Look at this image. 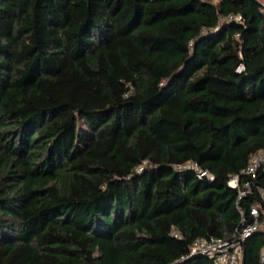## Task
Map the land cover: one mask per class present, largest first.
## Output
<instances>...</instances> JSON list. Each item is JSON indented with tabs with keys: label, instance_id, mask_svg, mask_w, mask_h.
Returning <instances> with one entry per match:
<instances>
[{
	"label": "trees",
	"instance_id": "obj_1",
	"mask_svg": "<svg viewBox=\"0 0 264 264\" xmlns=\"http://www.w3.org/2000/svg\"><path fill=\"white\" fill-rule=\"evenodd\" d=\"M261 149L258 1L0 0V264H214L191 246L264 212V166L228 182Z\"/></svg>",
	"mask_w": 264,
	"mask_h": 264
},
{
	"label": "built area",
	"instance_id": "obj_2",
	"mask_svg": "<svg viewBox=\"0 0 264 264\" xmlns=\"http://www.w3.org/2000/svg\"><path fill=\"white\" fill-rule=\"evenodd\" d=\"M256 1H258L259 9L264 16V0ZM236 19L240 20L241 16H237ZM237 69L242 71L244 65L240 64ZM260 166H264V149L258 150L251 156L241 173L229 177V184L237 188L239 192L237 202L244 195L251 192L252 181L247 177L254 175ZM198 175L200 177L203 175L213 177L207 170H199ZM259 192L264 200V189L259 188ZM250 214L253 216L252 221L246 222V217L243 216V226L236 230L232 238L226 239L220 236L199 238L191 246V252L207 256L214 264H243V242L248 236L259 230H264V212L261 210L260 203L251 206ZM175 235L180 236L178 233H175ZM262 250L261 259L264 261V248Z\"/></svg>",
	"mask_w": 264,
	"mask_h": 264
},
{
	"label": "water",
	"instance_id": "obj_3",
	"mask_svg": "<svg viewBox=\"0 0 264 264\" xmlns=\"http://www.w3.org/2000/svg\"><path fill=\"white\" fill-rule=\"evenodd\" d=\"M207 257V256H206Z\"/></svg>",
	"mask_w": 264,
	"mask_h": 264
}]
</instances>
